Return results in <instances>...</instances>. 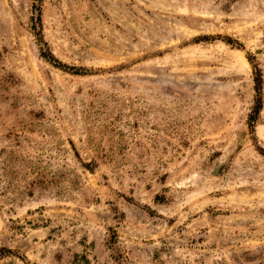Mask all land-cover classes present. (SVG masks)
Masks as SVG:
<instances>
[{
	"label": "rangeland",
	"instance_id": "374dc122",
	"mask_svg": "<svg viewBox=\"0 0 264 264\" xmlns=\"http://www.w3.org/2000/svg\"><path fill=\"white\" fill-rule=\"evenodd\" d=\"M0 264H264V0H0Z\"/></svg>",
	"mask_w": 264,
	"mask_h": 264
},
{
	"label": "trees",
	"instance_id": "16d2710c",
	"mask_svg": "<svg viewBox=\"0 0 264 264\" xmlns=\"http://www.w3.org/2000/svg\"><path fill=\"white\" fill-rule=\"evenodd\" d=\"M259 112V105H257L254 109H253V113L254 114H258Z\"/></svg>",
	"mask_w": 264,
	"mask_h": 264
}]
</instances>
